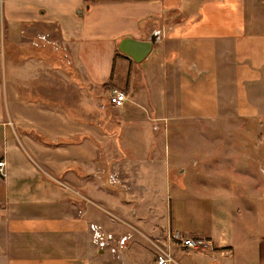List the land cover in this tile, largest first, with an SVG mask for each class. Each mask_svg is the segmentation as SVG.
Segmentation results:
<instances>
[{
    "label": "crops",
    "instance_id": "1",
    "mask_svg": "<svg viewBox=\"0 0 264 264\" xmlns=\"http://www.w3.org/2000/svg\"><path fill=\"white\" fill-rule=\"evenodd\" d=\"M252 23L246 0H0V160L5 172L0 176V262L95 264L100 256L92 251L88 226L99 213L86 210L83 201L87 186L86 193L91 190L88 195L95 198L97 190L92 188H98L101 172L99 151L94 145L89 148L84 134L97 135L100 129L85 124L89 118L85 121L82 101L73 102L66 94L53 96L52 91L65 83L69 64L76 79L86 76L95 84L103 83L111 78L117 39L145 40L156 32L159 38L148 60L155 54L159 60H147L146 66L152 73L147 72L151 84L159 65L162 73L154 85L169 84L175 92L191 88L186 99L195 117L211 116L205 111L206 104L216 102L210 89L216 87L214 94H219L229 84L241 93L238 97L235 93L237 114L258 117L264 114L259 106L261 93L249 96L244 87L246 81H260L257 70L264 66V35L252 30ZM53 43L64 51L54 50ZM101 51L111 55L104 67L107 71L101 74L89 72L83 57L72 64L61 60L63 53L91 58ZM173 52L171 61H164ZM217 55L224 58L214 59ZM233 69L231 76L228 70ZM112 87L122 90L126 101L112 105L107 95L108 103L146 110V122L141 124L147 125L153 117L174 120L189 115L179 109L178 94L165 93L161 114L156 116L141 104L146 96ZM226 102L221 112L228 116L231 101ZM141 124L125 122L120 128L124 149L142 145L139 152L130 153L134 162L163 165L162 158L153 162L145 157L143 146L156 129ZM255 180L252 204L245 205L252 213L249 238L241 231V238L233 241L231 226L214 223L212 216L208 224L197 222L187 230L192 238L204 237L211 243L207 249L194 250L164 240L170 231L189 237L178 222L141 226L165 244L173 257L169 264H264V185ZM197 218L201 219L194 214ZM147 264H157L152 252Z\"/></svg>",
    "mask_w": 264,
    "mask_h": 264
},
{
    "label": "rangeland",
    "instance_id": "2",
    "mask_svg": "<svg viewBox=\"0 0 264 264\" xmlns=\"http://www.w3.org/2000/svg\"><path fill=\"white\" fill-rule=\"evenodd\" d=\"M246 6L248 14L253 18L250 28L264 35V0H246ZM120 41L117 39L115 42L114 65L110 80L95 84L85 76L80 81L74 76L69 64L67 67L69 69L65 71L68 75L63 80L65 83L52 87L53 96L66 94L65 97H71L73 102L77 100L79 104V100L82 101L84 114H87L85 121L89 118L85 124L89 122L100 129L97 135L84 134L85 143H88L91 149L96 145L93 148L95 151L98 149L101 158L98 188H92L97 190L95 198L88 195L92 193L91 190L86 193L88 186L83 192L85 209L99 213L98 216H94L96 222L88 223L92 251L100 255L95 258V264H147L149 253L152 252L155 256L152 241L157 240L142 228L143 223L156 224L158 227L159 222L172 225L178 222L180 227H183L181 232L192 237L191 232L187 230L197 222L202 225L208 224L213 216L214 223L222 227L231 226L230 237L233 241L241 238L239 236L241 231L245 236L246 234L250 236L252 213L245 210V205L246 202L249 206L252 204V195L256 193L255 179H258L260 185H264V172L261 170L264 169V114L247 117L240 115L239 112L238 115L235 93L237 97L241 96V93L227 84L224 87H228V90H222L221 87L219 94H214L219 90H216V87L209 88L210 97L216 102L206 104L207 109H204L208 110L207 113L211 116H193L195 109L186 99L191 93V88L184 87L175 92L172 85L164 86L161 83L154 85L162 73L159 65L156 66L158 67L157 73L154 74L156 78L151 84L147 72L150 75L152 73L146 68L151 54L139 63L125 58L118 50ZM53 48L62 49L54 43ZM174 55L175 52L167 54L164 61H169ZM11 56L7 55L6 59L10 60ZM242 56L246 57L244 54ZM80 57L84 58L89 72L94 70L95 73L101 74L107 71L111 55L102 51L92 54L91 58L86 54L77 55L70 52L66 55L61 54L62 63L72 64L76 60L79 61ZM221 57L224 58L223 55L213 58ZM247 57L243 60L249 62ZM155 59L159 60L157 54L153 55L150 61ZM52 60L55 61L54 54ZM263 67L257 70L260 81L244 83V87L247 88L246 94L249 96H252L251 92L261 93L259 95L261 112H264ZM235 71L228 70V74L233 76ZM127 73H130V76ZM113 85L130 94L146 96L141 104L147 106L148 111L149 109L154 111L156 116L161 114L164 94L168 92L178 94L179 109L189 115L174 120L153 117L147 125L141 124L146 122V110L137 108L138 112L135 108L125 106L115 108L108 103L107 95ZM226 101H231L228 102V116L221 112L226 108ZM222 102H225L224 106ZM132 110L137 117L131 115H134ZM125 122L128 124L139 122L146 126L151 124L156 129V132L148 134L150 140L143 146V153L148 160L152 158L153 162L162 158L163 165L134 162L130 153L139 152L142 145L140 147L137 144L132 145L137 150L127 146V149H124L125 146L120 141L123 134L118 131ZM40 138L45 140L43 135H40ZM52 143L55 141L52 140ZM241 173L246 178L240 177ZM189 209L191 215L188 214ZM194 214L201 219H194ZM179 216L185 219L179 220L177 218ZM172 233L175 232L166 233L164 240ZM210 245L209 241L207 248Z\"/></svg>",
    "mask_w": 264,
    "mask_h": 264
},
{
    "label": "built area",
    "instance_id": "3",
    "mask_svg": "<svg viewBox=\"0 0 264 264\" xmlns=\"http://www.w3.org/2000/svg\"><path fill=\"white\" fill-rule=\"evenodd\" d=\"M108 100L112 105L121 106L126 101L125 93L116 88L112 87L108 92ZM4 162L0 160V176H4ZM167 243L175 242L181 245L184 248L201 250L205 249L209 246V241L204 237H185L182 238L179 233L175 232L170 235H167L166 240ZM152 245L155 251V262L157 264H169L173 261V257L170 251L166 248L164 243H159L157 241H152Z\"/></svg>",
    "mask_w": 264,
    "mask_h": 264
},
{
    "label": "water",
    "instance_id": "4",
    "mask_svg": "<svg viewBox=\"0 0 264 264\" xmlns=\"http://www.w3.org/2000/svg\"><path fill=\"white\" fill-rule=\"evenodd\" d=\"M158 33H152L146 40L124 37L118 44V50L133 61L139 63L153 51V45L158 41Z\"/></svg>",
    "mask_w": 264,
    "mask_h": 264
}]
</instances>
